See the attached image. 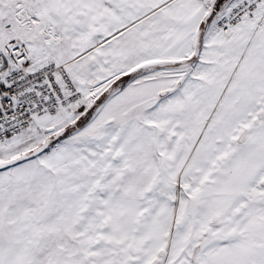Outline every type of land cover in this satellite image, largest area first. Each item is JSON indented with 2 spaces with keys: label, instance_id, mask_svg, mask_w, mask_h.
<instances>
[{
  "label": "snow or ice",
  "instance_id": "obj_1",
  "mask_svg": "<svg viewBox=\"0 0 264 264\" xmlns=\"http://www.w3.org/2000/svg\"><path fill=\"white\" fill-rule=\"evenodd\" d=\"M0 264H264V0H0Z\"/></svg>",
  "mask_w": 264,
  "mask_h": 264
}]
</instances>
